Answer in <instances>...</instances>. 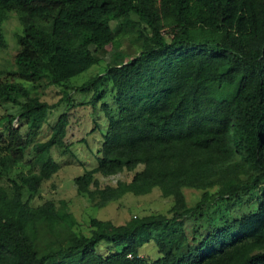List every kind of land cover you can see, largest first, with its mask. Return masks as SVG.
Here are the masks:
<instances>
[{
	"label": "trees",
	"instance_id": "trees-1",
	"mask_svg": "<svg viewBox=\"0 0 264 264\" xmlns=\"http://www.w3.org/2000/svg\"><path fill=\"white\" fill-rule=\"evenodd\" d=\"M11 12L22 27L15 67L0 68V104L20 110L2 115L0 130V264H264V0H0V48ZM132 34L141 41L134 55L120 51L124 62L75 87L111 83L115 106L101 103L108 123L97 163L73 182L101 202L158 187L174 205L171 215L120 224L92 218L90 234L78 233L65 204L23 199L58 170L52 147L67 146L69 122L61 112L49 136L32 142L55 104L31 90L66 83ZM123 170L134 171L129 181L100 188L95 173ZM185 186L205 191L187 205ZM150 239L155 259L140 254ZM102 240L119 249L101 255Z\"/></svg>",
	"mask_w": 264,
	"mask_h": 264
},
{
	"label": "rangeland",
	"instance_id": "rangeland-1",
	"mask_svg": "<svg viewBox=\"0 0 264 264\" xmlns=\"http://www.w3.org/2000/svg\"><path fill=\"white\" fill-rule=\"evenodd\" d=\"M21 27L22 25L17 15L13 12L9 13L2 25V30L7 39V46L0 48V68L12 69L15 67L14 54L18 49L16 34L21 31ZM140 44V39L134 34L116 39L113 43L98 50L101 56L98 63L73 76L66 83L50 84L46 87L34 86L31 90L41 100L49 104H55L48 111L46 121L31 136L32 142L45 140L49 136L52 125L61 112L66 111L68 113L69 122L64 138L67 146L60 147L55 145L52 147V155L59 163L58 170L42 183L39 192L30 194L25 191L23 199L29 198L30 203L33 205L40 204L48 199L54 201L58 207L65 204L77 219V224L73 228L78 233L90 234L92 227L89 223L92 218L109 219L115 224H120L135 216L140 217L155 213L171 215L174 198L172 195H163L158 187L152 188L146 194L135 195L128 192L118 199L101 202L98 194L93 198H89L86 194H79L73 182L74 176L82 173L85 168H91L97 163L96 151L101 145L102 135L108 123L101 103L105 101L115 106L113 100L114 91L111 83H107V85L101 84L97 87V90L90 89L87 92H80L75 87L81 85L87 79L103 73L108 64L124 62L126 58L120 54V51L134 55ZM23 82L30 86V82ZM104 88L107 89L106 97L93 104L91 102L93 95L99 94ZM22 99L25 98L22 97ZM19 110L20 107L12 102L0 104V130L5 125L2 115L17 114ZM17 124L18 121L15 119L13 125L16 126ZM29 168L30 165L25 163L19 169L27 172ZM17 170H12L11 174L14 176L18 172ZM133 173L134 171L123 170L107 176L95 173V176L100 188H103L106 185L115 186L119 179L129 181ZM0 184H5V180L3 182L0 181ZM91 188L94 187L91 186ZM218 188V184H214L208 188V192L213 193ZM204 191L205 189L196 187H183L182 192L185 203L193 205L201 198ZM247 196L249 195L246 194L244 198L246 199ZM231 209H233L232 212L235 214L240 212V209L235 206ZM189 227L187 224V233L190 235ZM118 249V246L103 240L97 245V251L101 255H107L111 251L114 252ZM140 254L149 259H155L160 255L154 239H150L140 246Z\"/></svg>",
	"mask_w": 264,
	"mask_h": 264
}]
</instances>
